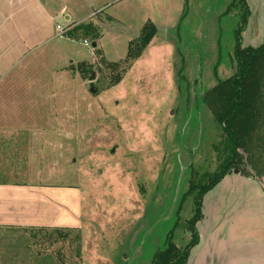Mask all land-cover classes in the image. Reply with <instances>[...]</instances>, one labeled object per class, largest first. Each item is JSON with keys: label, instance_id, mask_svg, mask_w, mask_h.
<instances>
[{"label": "rangeland", "instance_id": "374dc122", "mask_svg": "<svg viewBox=\"0 0 264 264\" xmlns=\"http://www.w3.org/2000/svg\"><path fill=\"white\" fill-rule=\"evenodd\" d=\"M230 1L45 0L60 56L42 47L0 75V183L77 187L81 225L0 227L2 264H150L169 230L178 246L189 241L193 203L184 194L221 156L220 129L202 97L234 70L240 6L227 9ZM245 1L241 46L256 47L264 0ZM147 22L156 34L127 59ZM79 23L96 26L98 38L82 37ZM250 159L244 169L255 179L234 169L203 195L189 264H219L224 229L215 225L224 217L239 218L246 232V209L264 214L262 142Z\"/></svg>", "mask_w": 264, "mask_h": 264}, {"label": "crops", "instance_id": "0c3cea01", "mask_svg": "<svg viewBox=\"0 0 264 264\" xmlns=\"http://www.w3.org/2000/svg\"><path fill=\"white\" fill-rule=\"evenodd\" d=\"M50 12L45 0H0V75L21 63L28 57L26 55L35 53L36 49H51L60 56L56 33L50 28ZM36 56L38 54L31 61ZM49 57L54 59L56 55ZM262 179L264 184V174L259 177L260 181ZM79 207L80 194L74 186L0 183V227L77 229L81 225ZM246 210L249 228L246 232L242 231L246 228L245 223L233 215L224 217L221 225H215L224 229L214 250V258L219 264H264V258L258 259L255 253L257 246H264V214L259 208ZM215 226L212 230L216 233L218 227L215 229ZM196 261L194 259L192 264Z\"/></svg>", "mask_w": 264, "mask_h": 264}, {"label": "trees", "instance_id": "16d2710c", "mask_svg": "<svg viewBox=\"0 0 264 264\" xmlns=\"http://www.w3.org/2000/svg\"><path fill=\"white\" fill-rule=\"evenodd\" d=\"M232 5L240 6L239 19L233 29L234 70L231 75L220 79L208 89L202 97L203 103L210 109L220 129L221 156L215 170L190 182L184 194V197L191 196L193 203L192 216L186 220L185 231L189 234V241L182 247L178 246L172 239V229L169 230L162 247L152 255L150 264L187 263L191 248L198 242L195 224L202 217L203 195L225 174L233 172L234 169L246 170L244 168L249 164L251 166L250 157L255 147L260 142L264 144V43L256 47L241 46L242 32L246 28L250 10L245 0H231L227 9ZM75 27L83 34L82 37L91 36L96 39L99 36L94 25L79 23ZM155 34V26L151 22L145 23L139 36L135 38V44L128 48L126 58H138ZM67 35L74 37L71 30ZM263 160L258 159L264 166ZM246 171L244 173L247 176H255ZM263 174L264 172H261L259 176ZM204 177L207 178L203 180ZM179 210L180 208H177L176 213ZM38 256L37 261L40 262V255Z\"/></svg>", "mask_w": 264, "mask_h": 264}, {"label": "water", "instance_id": "95a60500", "mask_svg": "<svg viewBox=\"0 0 264 264\" xmlns=\"http://www.w3.org/2000/svg\"><path fill=\"white\" fill-rule=\"evenodd\" d=\"M96 14H97V12H95ZM92 46L93 47H95L96 46V43L95 42H93L92 43ZM91 77H90V81H92V79L94 78V74H93V72H91ZM95 90H96V88L94 87V86H90V91L91 92H95ZM234 172H237V170H234Z\"/></svg>", "mask_w": 264, "mask_h": 264}]
</instances>
